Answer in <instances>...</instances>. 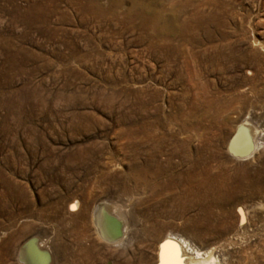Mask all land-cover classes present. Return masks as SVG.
Wrapping results in <instances>:
<instances>
[{"label": "rangeland", "instance_id": "374dc122", "mask_svg": "<svg viewBox=\"0 0 264 264\" xmlns=\"http://www.w3.org/2000/svg\"><path fill=\"white\" fill-rule=\"evenodd\" d=\"M131 3L168 39L127 19ZM192 36L196 55L225 60L190 83ZM244 126L247 158L229 149ZM155 157L203 172L204 200L151 196L137 170ZM99 207L117 242L98 231ZM166 238L208 264H264V0H125L115 17L86 0H0V264H23L30 240L44 264H157Z\"/></svg>", "mask_w": 264, "mask_h": 264}, {"label": "bare ground", "instance_id": "6f19581e", "mask_svg": "<svg viewBox=\"0 0 264 264\" xmlns=\"http://www.w3.org/2000/svg\"><path fill=\"white\" fill-rule=\"evenodd\" d=\"M86 1H88L89 5L91 6V8H93V10L95 12V15L97 14L100 17H105V16L107 17L108 15L115 17V16L118 15V10L124 4L125 0H108L109 3H108V6H106V7H102L101 6L100 0H86ZM131 6L132 7L126 12V18L127 19H129V20H133V19L134 20H139V22H141V24L143 26L147 25V27H149V24H151V27L153 29L152 31L155 32L154 40H156L157 37H159V39L160 38L161 39L163 38L165 40L168 39V34H166V32H165L166 30L163 31L164 34H162L163 32L160 34V32H161V31H159V29H160L159 28L160 20H159V17L157 16L158 14L156 15L155 13H153V10H151V8H150L151 6L150 5H149L150 6L149 7V6H146V5H143V4L139 5V4L133 3ZM149 30H150V28H149ZM187 41L191 44L190 45L191 46L190 49H192V52L188 55L187 58H185V60L182 63H183V65H187L185 67L193 69L192 73H190V75H189V82L193 83L195 81V77L200 76V74H202L204 71H206V69L208 68V66L210 64L216 63L218 61L219 62L220 61L223 62V59L225 57L223 58V56L221 54H219L216 57L214 55H212V56L206 58V55H205L204 58H201L200 56L196 55V53L194 51V48H196V47L193 44H195L197 42V37L192 36V37L188 38ZM199 43H200V40H199ZM186 45H185V47H186ZM197 46H198V44H197ZM199 47H200V45H199ZM174 48H175V46H174ZM179 50L177 48L175 51L173 50L174 51L173 53L171 52L172 53L171 58H170L171 61L168 60V58H167L168 61H166V65H168V66H171V65L173 66L174 64L176 66L178 65V64H176L177 62H176L175 56L181 55ZM211 51H214L215 55L219 52V50H216L215 48H213ZM181 57H183V56H181ZM176 79L177 80L181 79L180 74L177 73ZM247 126L246 127L244 126L242 129L239 128L238 132H237V135L236 136L234 135L235 137L233 138V140H231L232 142H230V146H229L230 152L233 155H236L237 157L238 156H242V157H246V158L247 157H251L254 154L255 150H256V144L253 141L252 134L250 133V128L251 127L248 128L249 126L248 127ZM187 128H188V126H187ZM156 147H159V146L158 145L155 146V144L152 146V148H155L154 149L155 152H157L156 151ZM152 148H150V149H152ZM150 149H149V151H150ZM155 152L153 153V156L155 155ZM177 153H176L175 150L173 151V153L170 152V158L169 159L171 160V158L174 157L173 155L177 154ZM200 154L203 155V153H201L199 151V153H197V156L201 158ZM190 155H192V154H190ZM183 159H185V156H183ZM209 159L212 162H217V160H218V159H216V154H211L209 156ZM151 161L153 162L152 165L148 161H146V164H144L143 166H140L139 169L137 170V174L139 176V180H141V182H142V185H143L144 189H147L150 192V195L153 196L154 198H158L159 197V199H161L162 195H169L170 193L171 194L176 193L175 191L177 189L181 188V190H182L183 187H185L184 191L186 190L188 192L187 193L188 195L190 194L193 197H196L197 199H203V197H205L209 193L208 188H205V186H204V185H206V179L204 178L205 176L204 175L201 176V174L203 172L198 173V172H196L195 168H194L195 172H193V167H192L186 173L183 174V173L175 171V167H169V168L166 167V166L164 167L160 163V161L158 162L157 157L153 158ZM181 161H183V160H181ZM205 161H206V159L200 160L199 158H197L196 162H195L196 164L194 166L197 167L198 165L199 166L203 165L204 168H205V165H204ZM168 163L170 165H172L170 162H168ZM199 166H198V169L200 168ZM205 170H206V168H205ZM218 190H220V189H218ZM213 191H212V193H213ZM178 194L181 195L180 193H178ZM175 195H177V194H175ZM218 197H220V196H218ZM216 202L218 203V201H216ZM76 208H77L76 205L72 204L70 210L73 211ZM103 210H104V207H99L96 210V218H95V220H96V224L98 226L97 229H98V231L101 234L104 235L103 237L106 238L108 241L117 242L119 240V238H120V231L118 230L119 228L118 229L114 228L113 231L106 232V231H108L107 224L110 223V222L108 221V217L107 218L104 217ZM239 213H241V210H240ZM113 223H115V222L113 221ZM110 228H111V226H110ZM36 241H38V240L36 239ZM180 242H181V246L178 244L179 242H177L176 240H174L172 238L164 239L161 242V244H159V248H158V262H157V264H162V249H163V251L165 253L163 259L170 260V261L173 262V264H184V261H183L184 259L182 258V254L183 253L181 252L182 250H183V252H187V254L188 253L190 254L192 252V254L195 255V257H194L195 259L191 258V260H190V258H189V261H190L189 264H206L207 263V261L204 260V259L200 260V258H201L200 252H198L196 250L193 251V248H191V246L189 245L188 242H186L185 240H181ZM25 245L26 246H24V248H23V250H22V252L20 254L21 255V262L23 264H44L45 263V261H46L45 258L47 257L48 254L46 252L47 250L45 249L44 245L40 241L35 242V240H30ZM30 252L33 253V256L35 258L32 255H30ZM188 255H186V257ZM190 256H191V254H190ZM210 261L212 262L213 260L211 259ZM210 261H208V262L210 263Z\"/></svg>", "mask_w": 264, "mask_h": 264}, {"label": "snow or ice", "instance_id": "6c2138e0", "mask_svg": "<svg viewBox=\"0 0 264 264\" xmlns=\"http://www.w3.org/2000/svg\"><path fill=\"white\" fill-rule=\"evenodd\" d=\"M164 255H165V253H164V251L162 249V264H173L172 261L163 259Z\"/></svg>", "mask_w": 264, "mask_h": 264}]
</instances>
